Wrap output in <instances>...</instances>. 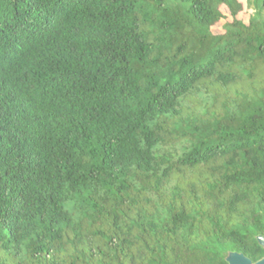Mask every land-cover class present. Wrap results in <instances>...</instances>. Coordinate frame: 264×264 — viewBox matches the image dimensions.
<instances>
[{
  "label": "trees",
  "instance_id": "obj_1",
  "mask_svg": "<svg viewBox=\"0 0 264 264\" xmlns=\"http://www.w3.org/2000/svg\"><path fill=\"white\" fill-rule=\"evenodd\" d=\"M247 5L245 23L238 0H0V264L264 256Z\"/></svg>",
  "mask_w": 264,
  "mask_h": 264
},
{
  "label": "rangeland",
  "instance_id": "obj_2",
  "mask_svg": "<svg viewBox=\"0 0 264 264\" xmlns=\"http://www.w3.org/2000/svg\"><path fill=\"white\" fill-rule=\"evenodd\" d=\"M241 5H242V9L240 12H238L237 14V18L241 19L242 21H244L245 23H247L249 17L252 15V8L249 7L248 4V0H238ZM220 11L223 14V18L219 19L212 27H211V31L215 34H219L223 32V24L226 21H231V16L228 13V10L225 6L221 5L219 7Z\"/></svg>",
  "mask_w": 264,
  "mask_h": 264
},
{
  "label": "water",
  "instance_id": "obj_3",
  "mask_svg": "<svg viewBox=\"0 0 264 264\" xmlns=\"http://www.w3.org/2000/svg\"><path fill=\"white\" fill-rule=\"evenodd\" d=\"M257 239L260 245L264 247V236H259ZM227 262L228 264H264V256L260 260L252 263L251 260L245 257L243 254L232 252L227 257Z\"/></svg>",
  "mask_w": 264,
  "mask_h": 264
}]
</instances>
